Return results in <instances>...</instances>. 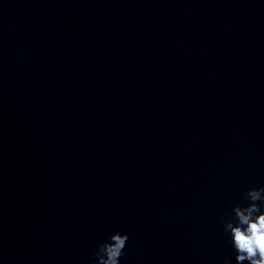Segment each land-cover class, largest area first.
<instances>
[{
	"label": "water",
	"instance_id": "95a60500",
	"mask_svg": "<svg viewBox=\"0 0 264 264\" xmlns=\"http://www.w3.org/2000/svg\"><path fill=\"white\" fill-rule=\"evenodd\" d=\"M260 184L264 0H0V264H235Z\"/></svg>",
	"mask_w": 264,
	"mask_h": 264
},
{
	"label": "clouds",
	"instance_id": "9594fccd",
	"mask_svg": "<svg viewBox=\"0 0 264 264\" xmlns=\"http://www.w3.org/2000/svg\"><path fill=\"white\" fill-rule=\"evenodd\" d=\"M243 195L223 221V230L235 254V264H264V184L248 187ZM129 238L127 231L114 229L97 242L90 264H123ZM223 264L233 261L225 257Z\"/></svg>",
	"mask_w": 264,
	"mask_h": 264
}]
</instances>
